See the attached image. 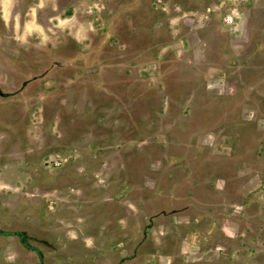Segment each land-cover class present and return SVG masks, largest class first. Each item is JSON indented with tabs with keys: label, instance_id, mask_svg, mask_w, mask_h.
<instances>
[{
	"label": "rangeland",
	"instance_id": "374dc122",
	"mask_svg": "<svg viewBox=\"0 0 264 264\" xmlns=\"http://www.w3.org/2000/svg\"><path fill=\"white\" fill-rule=\"evenodd\" d=\"M0 264H264V0H0Z\"/></svg>",
	"mask_w": 264,
	"mask_h": 264
}]
</instances>
